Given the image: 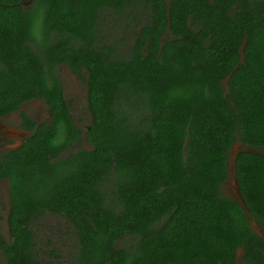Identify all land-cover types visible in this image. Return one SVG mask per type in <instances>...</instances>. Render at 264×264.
<instances>
[{
  "label": "trees",
  "instance_id": "16d2710c",
  "mask_svg": "<svg viewBox=\"0 0 264 264\" xmlns=\"http://www.w3.org/2000/svg\"><path fill=\"white\" fill-rule=\"evenodd\" d=\"M61 64L87 71L85 127ZM41 98L52 123L36 126L20 105ZM14 110L34 131L0 155V264H235L237 248L264 264L222 191L234 142L264 149V0H0V118ZM233 171L264 227V153ZM46 213L71 227L67 253L38 237Z\"/></svg>",
  "mask_w": 264,
  "mask_h": 264
},
{
  "label": "flooded vegetation",
  "instance_id": "af4514ba",
  "mask_svg": "<svg viewBox=\"0 0 264 264\" xmlns=\"http://www.w3.org/2000/svg\"><path fill=\"white\" fill-rule=\"evenodd\" d=\"M22 4L23 0H22ZM60 68L62 69H68V73L75 75V76H84L85 79V86H86V78H87V71L85 68H81L83 69L81 72V75H78L77 73H75L68 65L66 64H61V65H56L55 69H56V74L58 76V80L60 83V87H61V91L63 94V99H64V107L67 109L69 116L72 118V120L74 121L75 125L80 127V125L77 123V121L81 122L82 121V117L84 116L85 119L88 118V121H90L91 117L89 114V109H88V104H87V86H86V106H85V110H82V115L79 118H76V114L74 112V105L77 102V99L79 98L80 95V91L78 89V87L76 85H74L73 88V93L70 95L71 97H67V85L65 84L62 75H61V71ZM72 98V99H71ZM28 105V106H27ZM20 109L25 112L32 121H34L35 125H41L43 123H47V124H51L52 123V110L49 106V104L46 102L45 99H32V100H28L23 102L20 105ZM11 116H14L15 118L12 119H17V123H19V129L15 127V130L13 131V136H10V133L12 132V130L9 129L8 126H10L11 124H14L11 121L8 120H12V119H8L11 118ZM23 119L22 116L20 114V112L14 110L6 115H3L0 118V155L3 154L4 152H7L8 150H13V149H17L24 141V139L26 137H28L30 134L33 133L34 129L32 130H28L26 128L23 127ZM88 124V122H87ZM86 124V125H87ZM85 127V126H84ZM81 128V127H80ZM20 132V134H19ZM18 135V136H16ZM0 181H7V179H0ZM6 207L7 209L5 210L6 214L8 212L9 209V203H8V197H7V201H6ZM254 221V227L251 228L260 236L264 239V227L261 226L257 221ZM253 224V223H252ZM257 228H260L261 231H258ZM241 251L240 255L239 252ZM235 264H245L243 261V250L241 248H237L236 250V260H235Z\"/></svg>",
  "mask_w": 264,
  "mask_h": 264
},
{
  "label": "rangeland",
  "instance_id": "374dc122",
  "mask_svg": "<svg viewBox=\"0 0 264 264\" xmlns=\"http://www.w3.org/2000/svg\"><path fill=\"white\" fill-rule=\"evenodd\" d=\"M33 0H23L24 6L31 5ZM99 27L102 28L103 31H108L111 34H116L115 29H113L110 24H107L106 22H101ZM127 35V32H126ZM62 78L67 85L68 91H67V97H71L70 95L73 93V86L76 85L80 91L79 98L77 99V102L75 103L73 109L76 114V118L81 117L82 110H85L86 106V86H85V79L83 77L75 76L70 73H68V69H62L60 68ZM72 99V98H71ZM28 106V105H27ZM15 118L14 116H11L12 119ZM13 122L14 124H11L9 127L12 132L10 133V136H13V131L18 128L19 129V123H17V119L8 120ZM88 121V118L85 119V117H82V121L77 123L80 125V127L86 126ZM20 134V132H19ZM18 136V135H16ZM235 150L241 147V143L238 141H235ZM81 146H86V143L84 144L82 142ZM232 155V153H230ZM230 163V161H229ZM234 176V175H233ZM232 186L230 181H225L222 191L225 195L232 194ZM8 197V182L6 181H0V231L3 234H7V222H6V212L2 206L6 207V201ZM7 208V207H6ZM36 228L38 231V237L41 239L49 238L50 244L54 245L55 248L61 251V253H67L68 247L66 244L70 241V239L73 237V235L67 234V231L71 230V227L66 224L65 219L61 216H58L56 214H50L46 213L44 216L40 217L36 220ZM252 227H254V221H252ZM258 231H261L260 228H257ZM71 232V231H70ZM241 251L239 252L240 255Z\"/></svg>",
  "mask_w": 264,
  "mask_h": 264
},
{
  "label": "water",
  "instance_id": "95a60500",
  "mask_svg": "<svg viewBox=\"0 0 264 264\" xmlns=\"http://www.w3.org/2000/svg\"><path fill=\"white\" fill-rule=\"evenodd\" d=\"M242 151H250V152H255V153H264V149H256V148H251L248 146H245L243 144H241V147L235 150V145L232 146L230 153H232L231 158H230V163H229V168H228V177H227V181H230L231 186H232V194L229 195V197L233 198L234 200H236L241 207L243 208L245 214L247 215L248 218L251 219L250 221V225H252V218L251 215L249 214V210L247 207V204L245 202V200L243 199L241 193H240V189H239V185L237 182V179L234 175V166H235V160H236V155L239 154Z\"/></svg>",
  "mask_w": 264,
  "mask_h": 264
}]
</instances>
